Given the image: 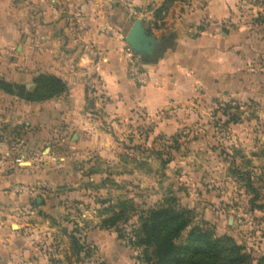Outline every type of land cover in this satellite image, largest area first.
I'll return each instance as SVG.
<instances>
[{"label": "crops", "instance_id": "obj_1", "mask_svg": "<svg viewBox=\"0 0 264 264\" xmlns=\"http://www.w3.org/2000/svg\"><path fill=\"white\" fill-rule=\"evenodd\" d=\"M160 2L134 0L145 15V18H137L143 21L147 33L158 40L171 38L156 61L140 58L148 80L138 85L126 74L123 35L132 22L115 0H0V75L8 81L30 86L34 76L47 73L60 77L67 86L66 92L58 97L42 102L19 99L13 105L8 120L24 124L19 136L27 152H37L47 141L62 143L68 138L75 157L97 154L102 166L108 154L120 149L111 139L119 129L118 123L124 128V122L140 119L138 113L146 120L158 119V128L169 134L170 119L182 113L178 109L173 116L172 107L189 105L193 98L198 101L203 98L244 100L251 98L257 89L263 91L260 84L253 91L251 77L238 71L244 62L236 51L222 48L225 44H220L214 29L199 30L196 35L190 33V26H213L222 21L236 23L243 19L236 15L237 10L251 8V3L246 0H179L162 18L151 17ZM153 24L156 27H151ZM171 25L176 27L174 31H170ZM193 36L195 41H192ZM91 89L96 94L101 93L94 102L95 109H99L97 113L87 111L86 100ZM165 111L168 114L163 115ZM154 135L155 131L151 136ZM4 149L7 152L9 148ZM37 156L25 162L7 161L0 167V207L4 209L0 210V264H48L43 252L48 243L44 234L49 232L44 230L54 228L48 221L46 225L23 222V215L33 213L29 202L35 191L16 190V186L22 187V184L39 185L45 178L51 182L58 180L57 174L47 176V172L38 167L41 162L35 161ZM95 160L93 158L90 165ZM178 163L180 165L181 161ZM181 171H177L179 180ZM104 172L99 168V173H93L90 179L106 177ZM79 197L85 203L91 201L88 194ZM202 197L180 193L178 200L181 205L196 206L199 204L196 200ZM56 199H60L57 194L35 196V204L43 215L56 216L61 212ZM37 233H43L40 239L44 241L39 246L37 241L32 244L37 240ZM110 234L112 240L108 241L105 238L110 237L109 233L96 226L88 231L87 238L97 242L105 264H129L127 248Z\"/></svg>", "mask_w": 264, "mask_h": 264}, {"label": "rangeland", "instance_id": "obj_2", "mask_svg": "<svg viewBox=\"0 0 264 264\" xmlns=\"http://www.w3.org/2000/svg\"><path fill=\"white\" fill-rule=\"evenodd\" d=\"M246 1L252 7L237 10L236 15L243 17L238 22L190 26V33L196 35L199 30L214 29L220 44H225L222 48L236 51L237 57L244 62V67L238 71L251 77L253 91L259 84L263 91L257 89L251 98L244 100L203 98L198 101L193 98L189 105L172 107L171 111L180 109L182 113L170 119L169 134L158 128V119L146 120L137 112L140 119L124 122V128L118 123L119 129L115 134L111 135L109 130L114 146H120V149L108 154L102 166H99L97 154L75 157L69 148L68 138L62 143L47 141L38 147L37 152H27L19 136L24 124L8 120L19 98L0 90V167L7 161L25 162L38 155L40 157L35 159L38 164L41 162L38 167L45 170L47 176L57 174L56 182L45 178L39 185L16 186L17 192L35 191L29 202L33 213L23 215V222L46 225L48 221L54 228L44 230L49 232L44 234L48 242H44L46 248L43 252L46 263L105 264L97 242L87 238V234L96 226L100 228L103 218L113 212H121L122 217L116 226L100 229L109 233L110 237L105 239L111 241L112 233L127 248L131 259L129 264H146L142 248L128 242L131 230L147 209L162 203L167 196H174L178 206L193 211L195 223L212 229L216 235L232 236L249 253L252 264H264V22L261 20L264 17V0ZM115 2L125 10L130 22L137 17L145 18L134 0H130L131 12L124 0ZM162 3L163 0L159 7ZM143 11L147 13L148 10ZM154 11L151 17H155ZM106 21L111 25L108 17ZM151 27H156V24ZM175 28L171 25L170 31ZM115 31L119 32L117 28ZM192 41H195L194 36ZM0 79L8 81L2 75ZM95 94L96 91L91 89L87 95L89 113L99 110L95 109L94 102L101 93ZM172 114L176 116L175 112ZM231 117H237L238 121H230ZM153 131L156 135L151 136ZM5 146L9 148L7 152ZM93 158L96 163L94 161L90 165ZM99 168L105 171L106 177L91 180L93 173H99ZM179 169L182 170L178 173L181 180L177 177ZM83 193L88 194L91 201L85 203L79 197ZM180 193L203 197L196 200L199 203L196 206L181 205L178 200ZM49 194H57L60 198L55 200L61 210L56 216L43 215L35 204V196L46 197ZM0 210L4 209L0 207ZM73 230L84 246L78 254L74 253L68 236ZM41 235L43 233H37L33 245L36 241L38 246L42 244Z\"/></svg>", "mask_w": 264, "mask_h": 264}, {"label": "trees", "instance_id": "obj_3", "mask_svg": "<svg viewBox=\"0 0 264 264\" xmlns=\"http://www.w3.org/2000/svg\"><path fill=\"white\" fill-rule=\"evenodd\" d=\"M174 1L163 0L154 11L155 17L162 18ZM261 20L264 22V17ZM0 90L26 102H42L64 94L67 86L56 75L40 73L33 77L31 86L0 79ZM229 120L237 122L238 118ZM121 217V212H113L101 220L100 228L116 226ZM75 232L68 236L78 254L84 246ZM128 242L142 248L146 264H252L249 253L232 236L216 235L212 229L195 223L193 211L178 206L174 196L147 209L132 228Z\"/></svg>", "mask_w": 264, "mask_h": 264}, {"label": "water", "instance_id": "obj_4", "mask_svg": "<svg viewBox=\"0 0 264 264\" xmlns=\"http://www.w3.org/2000/svg\"><path fill=\"white\" fill-rule=\"evenodd\" d=\"M124 41L141 60L156 61L166 46L171 43V38L158 40L153 34L147 33L143 21L136 18L125 33Z\"/></svg>", "mask_w": 264, "mask_h": 264}, {"label": "built area", "instance_id": "obj_5", "mask_svg": "<svg viewBox=\"0 0 264 264\" xmlns=\"http://www.w3.org/2000/svg\"><path fill=\"white\" fill-rule=\"evenodd\" d=\"M124 3L128 6L130 12L133 11L130 0H124ZM124 53L126 59V74L128 78L135 84L144 85L148 80V74L141 65L140 57L133 53L127 44L124 47Z\"/></svg>", "mask_w": 264, "mask_h": 264}]
</instances>
